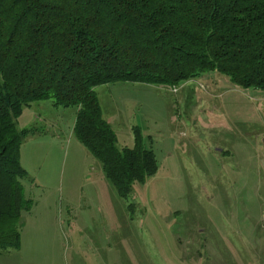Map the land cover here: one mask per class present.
Returning <instances> with one entry per match:
<instances>
[{"label":"rangeland","instance_id":"374dc122","mask_svg":"<svg viewBox=\"0 0 264 264\" xmlns=\"http://www.w3.org/2000/svg\"><path fill=\"white\" fill-rule=\"evenodd\" d=\"M95 92L117 147L140 131L157 172L121 197L75 135L77 108L31 104L18 119L31 205L0 264H264V91L212 72Z\"/></svg>","mask_w":264,"mask_h":264},{"label":"trees","instance_id":"16d2710c","mask_svg":"<svg viewBox=\"0 0 264 264\" xmlns=\"http://www.w3.org/2000/svg\"><path fill=\"white\" fill-rule=\"evenodd\" d=\"M212 72L264 91V0H0V250L20 246L31 205L26 107H76L75 135L127 198L157 172L156 155L138 130L133 147H117L95 88L173 87Z\"/></svg>","mask_w":264,"mask_h":264}]
</instances>
